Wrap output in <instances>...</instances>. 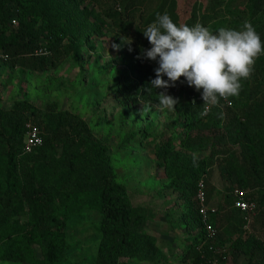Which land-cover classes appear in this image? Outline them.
<instances>
[{"label": "trees", "instance_id": "1", "mask_svg": "<svg viewBox=\"0 0 264 264\" xmlns=\"http://www.w3.org/2000/svg\"><path fill=\"white\" fill-rule=\"evenodd\" d=\"M144 3L0 0V62L44 71L71 53L77 56L76 42L92 35L134 31L139 37L157 12L169 13L174 22L179 19L174 0H160L145 17ZM241 12L243 17L231 28L239 29L248 20L264 40V0H245ZM197 22L194 6L183 24ZM40 47L47 53L36 55ZM118 59L124 66L118 77L121 102L133 109L145 104L158 108L157 93L162 89L149 85L156 62L143 59L133 44L124 45ZM167 92L178 98L172 112L176 125L166 137H153V148L168 188L183 204L186 226L196 231L184 235L187 244L173 257L202 264L216 256L227 264L228 258L236 262L244 255L247 264H264V56L256 61L251 79L243 81L239 96L231 98V106L221 100L207 116L198 115L203 108L201 94L183 78ZM29 121L38 127L42 143L25 152ZM214 168L228 191L209 216L210 222L222 220L210 236L196 195L201 182L210 206L216 191L211 181ZM236 188L256 203L257 214L249 229L233 204ZM24 210L26 219L21 221ZM84 214L96 218L93 229L99 235L90 264H123L124 259L159 263L146 207L133 205L125 186L114 180L107 145L82 117L54 103L40 111L26 99L16 100L9 109L0 107V262L64 264L70 252L65 227Z\"/></svg>", "mask_w": 264, "mask_h": 264}, {"label": "rangeland", "instance_id": "2", "mask_svg": "<svg viewBox=\"0 0 264 264\" xmlns=\"http://www.w3.org/2000/svg\"><path fill=\"white\" fill-rule=\"evenodd\" d=\"M159 1L145 0L143 16ZM244 1L221 0L216 5L217 0H174L179 18L175 23H184L192 8L197 6L199 23H204L213 32L219 27H232L243 17ZM138 17L136 12L135 23H139ZM114 44L119 48L114 49ZM132 44L141 53L150 47L143 34L138 37L134 31L125 34L106 32L101 37L92 35L88 40L77 41V56L71 53L56 67L44 71L9 67L0 62V107L9 109L16 100L26 99L40 111L48 103H54L58 109L82 117L92 133L107 145L114 180L125 186L133 205L146 207L147 228L157 239L158 264H189L176 260L173 255L187 244L184 235L196 231L186 226L183 204L168 188L169 180L161 160L155 157L152 142L153 137H166L172 131L176 125L175 116L166 109L161 111L159 107L146 104L139 109L130 108L121 102L122 96L117 90L118 77L124 68L119 62V53L124 45ZM218 183L221 188L212 194L211 207L221 202L228 191L225 182ZM19 218L21 221L26 219L25 210ZM253 219L254 216L249 225ZM95 222L93 215L84 214L79 221L65 227L70 252L64 264H90L94 260L99 243V235L93 229ZM221 222L219 219L212 224L219 227ZM35 251L39 254L37 248ZM226 261L227 264H247V257L241 255L236 262L231 258ZM123 264L154 263L124 259Z\"/></svg>", "mask_w": 264, "mask_h": 264}, {"label": "clouds", "instance_id": "3", "mask_svg": "<svg viewBox=\"0 0 264 264\" xmlns=\"http://www.w3.org/2000/svg\"><path fill=\"white\" fill-rule=\"evenodd\" d=\"M142 34L150 45L142 50L143 59L158 65L149 85L162 89L157 93L161 111L176 110L178 98L167 90L181 78L201 94L199 116H207L221 100L230 104L242 91L243 81L251 79L256 61L264 56V40L248 20L239 29L219 27L213 32L199 22L193 26L175 23L169 13L157 12Z\"/></svg>", "mask_w": 264, "mask_h": 264}, {"label": "built area", "instance_id": "4", "mask_svg": "<svg viewBox=\"0 0 264 264\" xmlns=\"http://www.w3.org/2000/svg\"><path fill=\"white\" fill-rule=\"evenodd\" d=\"M13 23L15 24V22ZM46 53H47V50L44 47H40L39 49L35 51L36 55L46 54ZM2 58L5 59L6 56L2 55ZM222 103L225 106H231V103L229 104L226 101L222 100ZM41 143H42V138L39 134L38 127L30 121L27 122L26 123V142L24 145V151L30 152L37 146H40ZM198 186H199L198 192L196 195V199L198 202V212L202 219V223H203V227L205 231L211 236L215 233V227L212 224V222H210L209 216L213 214L216 209L215 207L206 205L205 195L203 192V186L201 182H199ZM233 196H234V199H233L234 207L238 210V212L240 213V216L245 221L244 228L248 229L250 219L256 214V210H257L256 203L253 200L246 199L243 193L237 188L233 190ZM202 264H225V263H222L218 257L214 256L211 259H207L206 263H202Z\"/></svg>", "mask_w": 264, "mask_h": 264}, {"label": "crops", "instance_id": "5", "mask_svg": "<svg viewBox=\"0 0 264 264\" xmlns=\"http://www.w3.org/2000/svg\"><path fill=\"white\" fill-rule=\"evenodd\" d=\"M211 178H212V182H213L214 186L216 187V191L220 190L221 185H219L218 182H220V184H221V182H223V181L220 179L217 170H215V171L213 170ZM256 214H257V210H256ZM255 215H254V217H256Z\"/></svg>", "mask_w": 264, "mask_h": 264}]
</instances>
